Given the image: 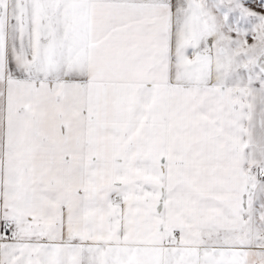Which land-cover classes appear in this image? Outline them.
<instances>
[{
    "label": "snow or ice",
    "instance_id": "obj_1",
    "mask_svg": "<svg viewBox=\"0 0 264 264\" xmlns=\"http://www.w3.org/2000/svg\"><path fill=\"white\" fill-rule=\"evenodd\" d=\"M0 264H264V0H0Z\"/></svg>",
    "mask_w": 264,
    "mask_h": 264
}]
</instances>
